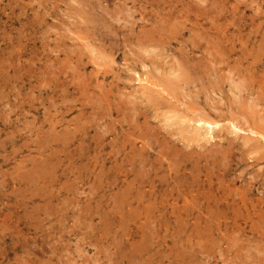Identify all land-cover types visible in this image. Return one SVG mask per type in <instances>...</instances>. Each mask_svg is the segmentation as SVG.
Segmentation results:
<instances>
[{
  "label": "rangeland",
  "instance_id": "1",
  "mask_svg": "<svg viewBox=\"0 0 264 264\" xmlns=\"http://www.w3.org/2000/svg\"><path fill=\"white\" fill-rule=\"evenodd\" d=\"M263 212L264 0H0V264H264Z\"/></svg>",
  "mask_w": 264,
  "mask_h": 264
},
{
  "label": "bare ground",
  "instance_id": "2",
  "mask_svg": "<svg viewBox=\"0 0 264 264\" xmlns=\"http://www.w3.org/2000/svg\"><path fill=\"white\" fill-rule=\"evenodd\" d=\"M109 13H110V12H109ZM130 14H131V13H130ZM170 17H171V16H170ZM216 18H217V17H216ZM237 20H238V19H237ZM123 24H124V23H123ZM218 26H219V25H218ZM130 28H131V27H130ZM103 29H104V28H103ZM159 41H160V40H159ZM88 45H89V44H88ZM90 46H91V44H90ZM93 46H94V45H93ZM144 46H145V45H144ZM94 47H95V46H94ZM92 48H93V47H92ZM147 48H148V47H147ZM153 48H154V47H153ZM93 49H94V51H96L95 48H93ZM88 50H89V49H88ZM90 50H91V49H90ZM97 52H98V51H97ZM78 53H79V52H78ZM88 53H89V52H88ZM91 53L94 54L93 51H92ZM123 54H124V53H123ZM94 55H95V54H94ZM133 55H134V54H133ZM141 55H142V54H141ZM123 56H124V55H123ZM136 56H137V55H136ZM110 57H111V56H110ZM112 57H113V56H112ZM112 57H111V61H113V60H112ZM108 58H109V57H108ZM122 58H123V57H122ZM126 58H127V57H126ZM131 59H132V58H131ZM73 60H74V59H73ZM109 60H110V59H109ZM132 60H133V59H132ZM126 62H127V61H126ZM154 62H155V61H154ZM217 65H218V64H217ZM160 68H161V67H160ZM66 69H67V68H66ZM125 69H126V67H125ZM67 70H68V69H67ZM178 70H179V69H178ZM84 71H85V70H84ZM179 71H180V70H179ZM218 71H219V70H218ZM74 73H75V72H74ZM171 73H172V72H171ZM66 74H67V73H66ZM139 75H140V74H139ZM72 76H73V75H72ZM140 76H141V75H140ZM73 77H74V76H73ZM144 77H145V76H144ZM137 78H139V77H137ZM180 78H181V77H180ZM183 78H184V77H183ZM72 79H73V78H72ZM155 79H156V78H155ZM240 79H241V78H240ZM149 80H150V79H149ZM178 80H179V79H178ZM180 80H181V79H180ZM230 80H231V79H230ZM230 80H229V81H230ZM135 81H136V80H135ZM141 81H144V80L142 79ZM145 81H146V79H145ZM147 81H148V80H147ZM199 81H200V80H199ZM237 81H238V80H237ZM62 82H63V81H62ZM183 82H184V81H183ZM183 82H182V84H183ZM242 82H243V81H242ZM72 83H73V82H72ZM139 83H140V82H139ZM144 83H145V82H144ZM144 83H143V84H144ZM146 83H147V82H146ZM240 83H241V82H240ZM141 84H142V83H141ZM148 84H149V82H148ZM153 84H154V83H152L151 85H153ZM180 84H181V83H180ZM231 84H232V83H231ZM231 84H230V85H231ZM242 84H244V83H242ZM235 85H236V84H235ZM238 85H240V84H238ZM153 86H154V85H153ZM155 86H156V83H155ZM155 86H154V87H155ZM142 87H145V85H143ZM151 87H152V86H151ZM159 87H160V86H159ZM177 87H178V86H177ZM240 87H241V86H240ZM240 87H239V88H240ZM241 88H242V87H241ZM74 89H75V88H74ZM87 89H88V88H87ZM135 89H136V88H135ZM161 89H162V88H161ZM161 89H160V90H161ZM145 90H146V89H145ZM162 90H164V89H162ZM83 91H84V90H83ZM155 91H156V90H155ZM230 91H231V90H230ZM136 92H137V91H136ZM136 92H135V94H136ZM152 93H153V92H152ZM243 93H244V92H243ZM84 94H85V93H84ZM166 94H167V93H166ZM163 95H164V94H163ZM121 96H122V94H121ZM164 96H165V95H164ZM168 96H169V95H168ZM93 97H94V96H93ZM159 97H160V96H159ZM248 97H250V96H248ZM191 98H192V97H191ZM128 99H129V98H128ZM189 99H190V98H189ZM213 99H215V98H213ZM257 99H258V98H257ZM65 102H66V101H65ZM216 103H217V102H216ZM250 103H251V102H250ZM250 103H249V104H250ZM183 104H184V102H183ZM93 107H94V106H93ZM163 107H164V106H163ZM171 111H172V110H171ZM172 113H173V112H172ZM126 115H127V114H126ZM137 115H138V114H137ZM233 115H234V114H233ZM151 116H152V114H151ZM201 116H202V114H201ZM203 116H204V115H203ZM206 116H207V117H206ZM208 116H210V115H208V114L206 115V114H205L206 119L208 118ZM172 117H173V115H172ZM176 117H177V116H176ZM205 117H202V118H205ZM210 117H211V116H210ZM94 118H95V117H94ZM206 119H205V120H204V119H199V120L197 121V123L199 122V123H201L202 125H205V126H206V125H207V126H212V125L215 126V125L217 124V123H215V122H213V121H212L213 123H211V121H210V122H209V121H206ZM235 119H236V118H235ZM149 120H150V119H149ZM168 120H169V119H168ZM174 120H175V119H174ZM207 120H208V119H207ZM178 123H179V121H178ZM189 123H190V122H189ZM230 123H231V122H230ZM98 124H99V123H98ZM201 124H200V125H201ZM52 125H53V124H52ZM52 125H51V126H52ZM140 125H141V124H140ZM178 125H180V124H178ZM219 125H220V124H219ZM193 126H194V125H193ZM213 126H212V127H213ZM238 126H239V125H238ZM139 127H140V126H139ZM216 127H217V126H216ZM53 129H54V128H53ZM190 129H191V127H190ZM196 129H197V127H196ZM209 129H210V128H209ZM209 129H208V130H209ZM249 129H250V128H249ZM205 130H206V128H205ZM195 131H196V130H195ZM199 131H200V129H199ZM199 131L197 130V132H198L199 135H200L202 132L200 133ZM229 131H230V130H229ZM197 132H196L195 136L198 135ZM207 132H208V131H207ZM249 132H251V131H249ZM208 133H209V132H208ZM256 133H257V131H256ZM210 134H211V133H210ZM182 135H183V134H182ZM171 136H172V135H171ZM261 137H262V136H261ZM197 138H198V136H197ZM245 139H246V138H245ZM225 141H226V140H225ZM211 147H212V146H211ZM215 147H216V144H215ZM217 147H218V146H217ZM212 148H213V147H212ZM161 151H162V150H161ZM62 159H63V158H62ZM170 164H171V163H170ZM169 166H170V165H169ZM171 167H172V166H171ZM92 168H93V167H92ZM168 171H169V170H168ZM203 181H204V180H203ZM153 182H154V181H153ZM243 182H244V181H243ZM155 183H156V182H155ZM161 183L163 184L164 182H161ZM156 184H157V183H156ZM207 184H208V183H207ZM207 184H206V186H207ZM97 185H98V184H97ZM151 185H152V184H151ZM162 186H164V185H162ZM162 186H161V187H162ZM152 187H154V186L152 185ZM204 187H205V186H204ZM164 189H165V188H164ZM164 189H163V190H164ZM219 189H220V188H219ZM230 189H231V188H230ZM152 190H153V189H152ZM154 190H156V189L154 188ZM163 190H162V191H163ZM222 191H223V190H222ZM157 192H158V191H157ZM214 192H215V191H214ZM214 192H213V193H214ZM158 193H159V192H158ZM165 193H166V192H165ZM168 193H169V192H168ZM160 195H161V194H160ZM169 195H170V194H169ZM201 195H202V193H201ZM201 195H200V196H201ZM235 195H236V194H235ZM198 197H199V196H198ZM155 198H156V197H155ZM168 198H169V197H168ZM168 198H167V199H168ZM174 198H175V197H174ZM235 198H236V197H235ZM238 198H239V197H238ZM177 199H178V198H177ZM187 200H188V199H187ZM197 200H198V199H197ZM173 201H174V200H173ZM227 201H228V200H227ZM176 202H177V200H176ZM214 203H215V202H214ZM237 203H238V202H237ZM245 203H246V202H245ZM174 204H175V203H174ZM217 204H218V203H217ZM219 204H220V203H219ZM221 204H222V203H221ZM247 205H248V204H247ZM185 206H186V205H185ZM198 206H199V205H198ZM228 206H230V205H228ZM238 206H239V204H238ZM241 206H242V204H241ZM174 207H175V206H174ZM218 207H219V206H218ZM222 207H223V206H222ZM224 207H225V206H224ZM233 207H234V206H233ZM233 207H232V208H233ZM239 207H240V206H239ZM247 207H248V206H247ZM177 208H178V207H177ZM187 208H188V207H187ZM191 208H192V207H191ZM228 208H229V207H228ZM164 209H166V208H164ZM224 209H225V208H224ZM224 209H223V210H224ZM230 209H231V208H230ZM242 209H243V208H242ZM175 210H176V209H175ZM180 210H181V209H180ZM181 211H182V210H181ZM233 211H234V210H233ZM176 212H177V210H176ZM177 214H178V213H177ZM263 214H264V212H263ZM215 216H216V215H215ZM225 216H226V215H224V218H225ZM248 216H249V215H248ZM258 216H259V215H258ZM168 217H169V216H168ZM236 217H237V216H236ZM255 219H258V218H255ZM233 235H234V234H233ZM252 240H253V239H252ZM262 241H263V240H262ZM232 243H233V242H232ZM231 246H232V245H231ZM232 247H233V246H232ZM263 250H264V249H263ZM262 252H263V251H262ZM260 255H261V254H260ZM262 256H263V255H262ZM262 256H261V258H262ZM263 257H264V256H263ZM262 260H263V259H262ZM131 261H132V260H131Z\"/></svg>",
  "mask_w": 264,
  "mask_h": 264
}]
</instances>
